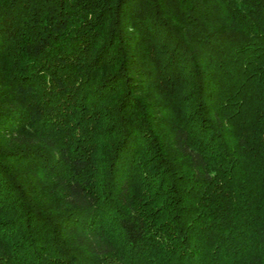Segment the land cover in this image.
Listing matches in <instances>:
<instances>
[{"label": "trees", "instance_id": "trees-1", "mask_svg": "<svg viewBox=\"0 0 264 264\" xmlns=\"http://www.w3.org/2000/svg\"><path fill=\"white\" fill-rule=\"evenodd\" d=\"M0 264H264V0H0Z\"/></svg>", "mask_w": 264, "mask_h": 264}]
</instances>
